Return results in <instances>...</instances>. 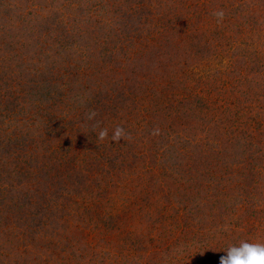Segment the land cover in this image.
Wrapping results in <instances>:
<instances>
[{"label":"rangeland","instance_id":"1","mask_svg":"<svg viewBox=\"0 0 264 264\" xmlns=\"http://www.w3.org/2000/svg\"><path fill=\"white\" fill-rule=\"evenodd\" d=\"M241 240L264 242V0H0V264Z\"/></svg>","mask_w":264,"mask_h":264},{"label":"clouds","instance_id":"2","mask_svg":"<svg viewBox=\"0 0 264 264\" xmlns=\"http://www.w3.org/2000/svg\"><path fill=\"white\" fill-rule=\"evenodd\" d=\"M212 15L220 22L224 19L225 13L223 9H217L212 12ZM97 113L94 110L86 113L88 120H93ZM96 131V127L93 128ZM152 135H159V129L154 128ZM125 129L118 125L114 128L111 140L119 142L126 137ZM108 138V129L100 128L97 132V139L104 141ZM226 255L219 258V264H264V242L250 243L245 240L239 241L237 244H230L224 250Z\"/></svg>","mask_w":264,"mask_h":264}]
</instances>
